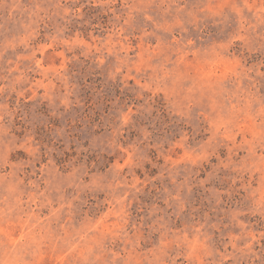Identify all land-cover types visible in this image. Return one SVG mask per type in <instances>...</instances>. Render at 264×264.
<instances>
[{"label":"rangeland","instance_id":"obj_1","mask_svg":"<svg viewBox=\"0 0 264 264\" xmlns=\"http://www.w3.org/2000/svg\"><path fill=\"white\" fill-rule=\"evenodd\" d=\"M0 264H264V0H0Z\"/></svg>","mask_w":264,"mask_h":264}]
</instances>
